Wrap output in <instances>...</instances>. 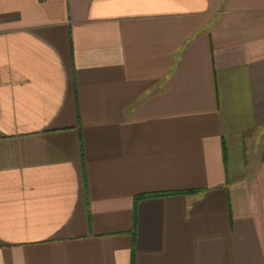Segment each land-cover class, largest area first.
I'll list each match as a JSON object with an SVG mask.
<instances>
[{"label":"crops","instance_id":"1","mask_svg":"<svg viewBox=\"0 0 264 264\" xmlns=\"http://www.w3.org/2000/svg\"><path fill=\"white\" fill-rule=\"evenodd\" d=\"M0 264H264V0H0Z\"/></svg>","mask_w":264,"mask_h":264}]
</instances>
